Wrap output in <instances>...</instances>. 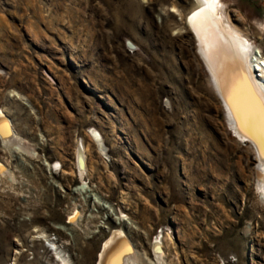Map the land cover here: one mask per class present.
Listing matches in <instances>:
<instances>
[{
	"label": "rangeland",
	"instance_id": "1",
	"mask_svg": "<svg viewBox=\"0 0 264 264\" xmlns=\"http://www.w3.org/2000/svg\"><path fill=\"white\" fill-rule=\"evenodd\" d=\"M222 1L264 53V0ZM193 3L0 0V110L37 153L0 142L15 177L0 174V264H53L48 241L97 264L117 228L168 264H264L255 159L224 129L184 24Z\"/></svg>",
	"mask_w": 264,
	"mask_h": 264
},
{
	"label": "bare ground",
	"instance_id": "2",
	"mask_svg": "<svg viewBox=\"0 0 264 264\" xmlns=\"http://www.w3.org/2000/svg\"><path fill=\"white\" fill-rule=\"evenodd\" d=\"M172 5V10H176ZM184 15L193 37L198 63L209 88L224 116V126L236 146L243 147L255 159L256 186L264 202V53L259 45L248 39L233 17L226 12L222 0H194ZM102 151L103 139L95 131ZM0 142L10 153L36 156V151L13 128L10 118L0 110ZM86 146L80 145L78 167L83 177L88 168ZM0 162V174L15 177ZM75 210L68 223L78 224ZM123 219V216L121 217ZM44 235L36 238L42 240ZM154 258L139 253L133 241L121 228L114 229L106 239L97 264H168L162 243L154 242ZM53 252V264H70L55 242H47Z\"/></svg>",
	"mask_w": 264,
	"mask_h": 264
}]
</instances>
